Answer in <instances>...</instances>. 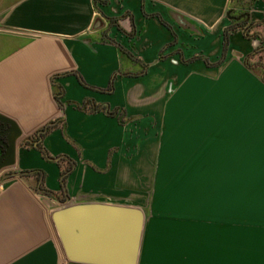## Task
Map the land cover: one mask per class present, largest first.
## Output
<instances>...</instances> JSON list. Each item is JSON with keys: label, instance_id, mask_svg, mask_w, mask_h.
<instances>
[{"label": "crops", "instance_id": "0c3cea01", "mask_svg": "<svg viewBox=\"0 0 264 264\" xmlns=\"http://www.w3.org/2000/svg\"><path fill=\"white\" fill-rule=\"evenodd\" d=\"M108 1L0 0V116L14 124L0 164V264H91L67 258L53 220L55 210L87 203L143 210L136 264H264V224L238 227V189L255 188L238 173L253 171L182 165L206 155L198 151L206 124L241 133L221 150L252 155L250 135L264 125V0ZM124 14L126 32L109 25ZM242 21L252 22L250 35L229 30L224 61L208 65L203 57L219 60L225 30ZM111 39L146 72L135 75L142 64ZM195 56L203 57L183 61ZM90 100L117 112L88 109ZM51 121L43 145L62 167L75 162L64 189L59 162L23 143ZM31 169L45 172L56 197L18 174Z\"/></svg>", "mask_w": 264, "mask_h": 264}, {"label": "water", "instance_id": "95a60500", "mask_svg": "<svg viewBox=\"0 0 264 264\" xmlns=\"http://www.w3.org/2000/svg\"><path fill=\"white\" fill-rule=\"evenodd\" d=\"M248 13L235 16L241 18ZM13 122L0 116V164H8ZM69 260L91 264H136L144 212L135 206L74 204L53 212Z\"/></svg>", "mask_w": 264, "mask_h": 264}, {"label": "rangeland", "instance_id": "374dc122", "mask_svg": "<svg viewBox=\"0 0 264 264\" xmlns=\"http://www.w3.org/2000/svg\"><path fill=\"white\" fill-rule=\"evenodd\" d=\"M260 30H263L264 32V27H262ZM205 115L206 119L210 117L208 116V114ZM219 127L221 132L223 133L220 132ZM205 129L207 130V133L205 134V140H200L201 148L198 151L206 155L203 157L184 156V162L182 163V165L208 166L207 168H210L211 171L218 170V166H220V164H227L228 166L232 167L242 166L243 168H245L246 166L251 169L253 173H249V176L247 173H238L239 181L252 180L255 183V188L253 189H238V227L239 229L253 227L261 228V226L264 224L261 218V212L263 208V200L261 199V197H264V188H256V186H258V184L261 185L263 184L262 182H264V125L262 123H257L250 135L254 139L250 150V154L252 155H246V151L241 150V147H239L238 149L234 148V150H221V140L226 138V140L228 141L229 139L235 138L236 136L240 138V132L225 131L224 125L216 126L215 124H206ZM211 132H213V134ZM256 140H259L260 144H257ZM203 146L204 149L201 150ZM221 153H232L233 155H223ZM204 175L206 176L208 181L216 180L218 177V175L208 172ZM175 177H177V179H175L177 182L188 181L182 179L180 177V174H175Z\"/></svg>", "mask_w": 264, "mask_h": 264}, {"label": "trees", "instance_id": "16d2710c", "mask_svg": "<svg viewBox=\"0 0 264 264\" xmlns=\"http://www.w3.org/2000/svg\"><path fill=\"white\" fill-rule=\"evenodd\" d=\"M95 1L96 2L97 1H101L103 4H107L109 2L108 0H95ZM125 16H126V14H124L121 17H107L108 21H109V25H117L120 29L125 31L122 28L121 24L119 23V20L122 19ZM158 16H159L160 20L165 25H167L169 28H171L168 22H166L159 14H158ZM130 18L132 20V15L130 16ZM250 25H252V22H249L248 24H246L245 21H242L241 23L237 22V23H235V25L233 24L230 28L225 30L223 54L221 55V58L219 60H217L216 62H211L207 57H203V56H195V57H193L191 59H185V60L183 59V61L184 62H190V61L194 60V58H196V57H203L205 62L208 65H212V66L220 65L225 59V52H226L227 46L229 44V30H231L232 28H234V29H243L244 34L249 36L250 35V29H248V27H250ZM133 30H134V25H133ZM133 30L131 32L127 33V34L133 35V32H134ZM176 39H177L176 38V34L174 33L173 43L176 41ZM112 41H115V40H112ZM116 43H117V45L119 46V48L122 51L127 52L129 54V56H131L134 60H136L137 62H140L142 64L141 72H139V73H137L135 75H139V74L145 73L146 70H147L148 64L143 62L141 59L135 57L129 50L124 48L120 43H118V42H116ZM161 57H163V56H161ZM79 78L81 79V81L83 83H85L83 78L80 75H79ZM111 84H112V82H111ZM58 88H59V91H57L56 96H57V99L60 100L64 90H63V87L61 85H58ZM59 103L62 105V103L60 101H59ZM89 104H91V105H90V107L88 109H91V110H94V111H96L98 109H105V111H107L109 114H112V115L116 114V112H117L116 110H110L109 109L110 106L108 104H106V105L105 104L96 105L92 100L89 101ZM119 118H120V120L122 122H124L123 111L119 114ZM61 121H62V119H61ZM63 121H64V119H63ZM57 124H58V121H51V122L47 123L45 126H43L39 130H37L34 134H32L30 137H28L23 143L26 146L37 147L46 158H48L50 160H57L59 162V164L61 165V167H62V157L52 155L46 149V147L43 145V140H42L43 137L49 131H51V129H53ZM74 164H75V162L71 161V163H69V165L62 167L61 184H62L63 189H64V187L66 185V178H67L68 172L72 170ZM8 174H11V173H8ZM18 174H20L21 176L34 175L36 177V179H37L36 189L41 191V192H43V193H45V194H48V195L56 197L55 193L46 187V184H45V172L43 170H41V169L23 170V171L18 172Z\"/></svg>", "mask_w": 264, "mask_h": 264}]
</instances>
